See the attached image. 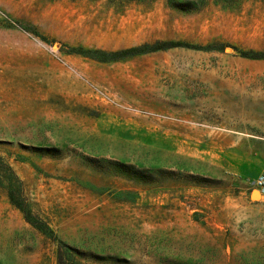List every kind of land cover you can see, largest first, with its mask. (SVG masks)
I'll return each instance as SVG.
<instances>
[{
	"label": "rangeland",
	"instance_id": "obj_1",
	"mask_svg": "<svg viewBox=\"0 0 264 264\" xmlns=\"http://www.w3.org/2000/svg\"><path fill=\"white\" fill-rule=\"evenodd\" d=\"M136 1L0 0V264L57 261L9 189L76 264H264V0Z\"/></svg>",
	"mask_w": 264,
	"mask_h": 264
},
{
	"label": "trees",
	"instance_id": "obj_2",
	"mask_svg": "<svg viewBox=\"0 0 264 264\" xmlns=\"http://www.w3.org/2000/svg\"><path fill=\"white\" fill-rule=\"evenodd\" d=\"M224 3H232L238 0H220ZM168 5L177 8L183 12H191L195 11L198 8L204 5V0H183L180 4H175L172 0H167ZM182 4V5H181ZM178 46H186L185 43L179 41H156L153 44H142L135 47H130L122 50L105 52L101 50H90V49H82L76 48L74 49L76 52L81 54H87L88 56L97 58L99 56L104 57L101 59L103 61H113L125 59L136 54H142L146 52H152L156 50H164L168 48L178 47ZM239 54L246 58L252 59H264V51L263 52H253V51H239ZM8 199L10 203L18 208L24 216L26 222L32 225L34 228L39 230L40 232L50 236L57 242V261L56 264H76V261L71 253V249L64 245L59 239H57L51 229L40 219L34 217L28 208L27 204L22 200H18L16 198L15 192L13 189L8 190Z\"/></svg>",
	"mask_w": 264,
	"mask_h": 264
},
{
	"label": "crops",
	"instance_id": "obj_3",
	"mask_svg": "<svg viewBox=\"0 0 264 264\" xmlns=\"http://www.w3.org/2000/svg\"><path fill=\"white\" fill-rule=\"evenodd\" d=\"M129 11L140 13L146 12L150 13L152 16H160L163 14H168L170 8L167 6L166 1L164 0H154L149 3H140V2H132L130 3ZM144 24H141L139 27H143ZM151 27H159V23H150Z\"/></svg>",
	"mask_w": 264,
	"mask_h": 264
},
{
	"label": "built area",
	"instance_id": "obj_4",
	"mask_svg": "<svg viewBox=\"0 0 264 264\" xmlns=\"http://www.w3.org/2000/svg\"><path fill=\"white\" fill-rule=\"evenodd\" d=\"M93 91L104 101L114 103L115 101L102 89L96 87L95 85H90ZM253 185L264 195V173L258 174L253 180Z\"/></svg>",
	"mask_w": 264,
	"mask_h": 264
}]
</instances>
